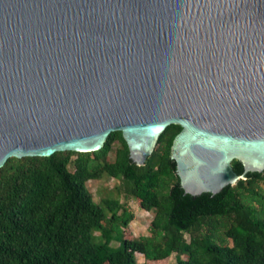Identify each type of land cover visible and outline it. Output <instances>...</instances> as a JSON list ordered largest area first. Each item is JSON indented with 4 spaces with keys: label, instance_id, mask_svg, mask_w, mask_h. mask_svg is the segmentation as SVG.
I'll use <instances>...</instances> for the list:
<instances>
[{
    "label": "water",
    "instance_id": "1",
    "mask_svg": "<svg viewBox=\"0 0 264 264\" xmlns=\"http://www.w3.org/2000/svg\"><path fill=\"white\" fill-rule=\"evenodd\" d=\"M170 124L186 193L264 170V0H0V167Z\"/></svg>",
    "mask_w": 264,
    "mask_h": 264
},
{
    "label": "trees",
    "instance_id": "2",
    "mask_svg": "<svg viewBox=\"0 0 264 264\" xmlns=\"http://www.w3.org/2000/svg\"><path fill=\"white\" fill-rule=\"evenodd\" d=\"M180 129L168 125L143 165L131 160L119 130L94 151L9 157L0 167V264H153L172 253L177 264H264V170L214 194L186 193L169 156ZM231 165L243 172L237 159ZM103 175L118 178V192L140 206L156 207L149 235L125 237L128 208L115 198L92 200L85 183Z\"/></svg>",
    "mask_w": 264,
    "mask_h": 264
},
{
    "label": "rangeland",
    "instance_id": "3",
    "mask_svg": "<svg viewBox=\"0 0 264 264\" xmlns=\"http://www.w3.org/2000/svg\"><path fill=\"white\" fill-rule=\"evenodd\" d=\"M119 144L115 141L112 146L110 152L107 154V160H112L114 158L116 149ZM158 145H155V149ZM75 155H72L71 158H74ZM70 169L72 166L70 165ZM120 180L118 178L110 177L107 175H103L100 178L89 179L86 181V187L91 193L92 200L96 203H99L102 198H115L119 201L120 204L126 206L128 210L132 213L133 218L128 223V225L124 228V236L130 238H138L141 235H149V228L151 222L153 221L157 210L156 207L149 206H140L139 202L136 198L132 196L126 197V195L122 192H118ZM235 184V183H234ZM260 188L264 191V181L259 183ZM95 235V239L98 240L99 230L93 231ZM186 238H189L188 234H185ZM218 240V239H217ZM227 242L230 243V240L227 238ZM113 245H117V242L112 241ZM181 258H186L185 254L180 255ZM137 262H146L142 254H136ZM146 264H151L147 263ZM153 264H177L176 255L172 253L165 259H161L158 263Z\"/></svg>",
    "mask_w": 264,
    "mask_h": 264
},
{
    "label": "flooded vegetation",
    "instance_id": "4",
    "mask_svg": "<svg viewBox=\"0 0 264 264\" xmlns=\"http://www.w3.org/2000/svg\"><path fill=\"white\" fill-rule=\"evenodd\" d=\"M149 156H150V155H149ZM149 156H148V157H149Z\"/></svg>",
    "mask_w": 264,
    "mask_h": 264
}]
</instances>
